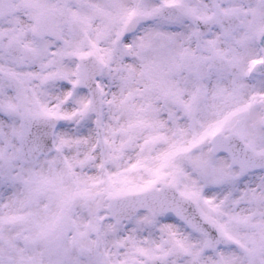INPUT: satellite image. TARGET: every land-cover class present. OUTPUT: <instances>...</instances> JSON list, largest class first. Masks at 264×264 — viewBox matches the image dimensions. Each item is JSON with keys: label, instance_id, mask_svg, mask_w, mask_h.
<instances>
[{"label": "snow or ice", "instance_id": "obj_1", "mask_svg": "<svg viewBox=\"0 0 264 264\" xmlns=\"http://www.w3.org/2000/svg\"><path fill=\"white\" fill-rule=\"evenodd\" d=\"M0 264H264V0H0Z\"/></svg>", "mask_w": 264, "mask_h": 264}]
</instances>
